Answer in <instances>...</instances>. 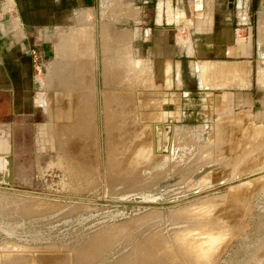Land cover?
Here are the masks:
<instances>
[{
    "label": "rangeland",
    "instance_id": "rangeland-1",
    "mask_svg": "<svg viewBox=\"0 0 264 264\" xmlns=\"http://www.w3.org/2000/svg\"><path fill=\"white\" fill-rule=\"evenodd\" d=\"M158 1L99 0L95 87L92 62L83 70L75 60L65 72L43 59L38 103L0 124V135L9 133V151L0 152L8 159L0 264H264V0H201L225 12L231 3L233 16L242 4L240 17L250 15V1L258 6L252 29L238 37L254 52L249 85L232 86L251 98L201 93L182 112L171 102L168 110L174 97L129 84L133 68L144 80L138 27ZM103 57H119L120 72ZM207 66L199 68L212 76Z\"/></svg>",
    "mask_w": 264,
    "mask_h": 264
},
{
    "label": "crops",
    "instance_id": "crops-1",
    "mask_svg": "<svg viewBox=\"0 0 264 264\" xmlns=\"http://www.w3.org/2000/svg\"><path fill=\"white\" fill-rule=\"evenodd\" d=\"M250 2L248 22L246 21L248 17L245 15L240 17L241 13L238 9L242 8V4L235 6L237 11L233 16L230 12L233 7L231 3H228L227 12L219 11L217 6L201 0L192 1V5L188 4L185 7L182 1L178 0H175V3L174 0H160L154 3L153 7L144 11L143 24L138 27L140 31L143 29L144 45L140 46V49L144 51H141L142 56H139L138 61L144 67L142 72L144 80L140 76L137 80L133 68V76L129 77L130 86L133 85L132 87L135 88L138 85L150 89V93L174 97L167 99V108L171 102L174 110L180 112L185 104H193L189 97L201 93L206 97L209 96L210 99L212 95L221 97L225 93L235 101L240 100L241 95L244 94L239 92L238 98L232 86L243 83L246 87L236 85L234 87L240 90L246 89L250 81L253 62L251 54L253 55L254 52L250 54L251 49L245 50L247 43L238 42L242 29L246 31L252 29L253 26L249 23L252 24L253 14L258 11V6L255 7L253 2ZM98 4L99 0H5L3 2L0 7L1 125L6 123L4 124L6 126L14 115L22 117L23 113H30L31 111L23 110L24 105L38 103L37 77L31 50L38 51L47 64L51 61L53 63L59 61V66L62 65L65 72L67 66L74 65L75 68V60H80L79 68L83 70L88 67L89 62H92V67L96 62L98 63L95 47L96 27L101 22L99 36L103 38L101 26L104 25L103 15L98 13ZM189 8H193L195 14L193 12L189 14ZM240 18L243 20L242 23L236 21ZM129 23L136 24V20ZM238 24L246 27L238 28L239 35L236 36L235 26ZM136 31L137 27H134L132 38L134 47L131 53L134 59L137 53ZM106 38L119 41V37L112 36L109 31ZM103 46L104 43L102 48ZM117 53L125 55L121 50ZM122 56L120 59L124 58ZM106 58L103 57V66L110 64L115 69L119 68V57L111 63ZM201 63L209 65L206 68L212 76L200 70ZM220 65L238 67L239 70L236 72L235 69L226 68L224 73L220 74L217 70ZM120 69L117 71L120 72ZM131 71L132 69L129 68V75ZM81 74H85L84 77L87 78L85 71ZM90 74H92L90 87H95V67ZM70 76L72 79V75L69 74V78ZM114 81L119 82V76L113 75L112 83ZM115 85L118 83L108 87ZM227 87L230 90H227ZM249 95L251 96V93L248 92L244 95V98H248L246 103L250 102ZM176 102L179 103V108ZM168 110L173 109L168 108ZM8 135L7 132L4 137L9 139Z\"/></svg>",
    "mask_w": 264,
    "mask_h": 264
},
{
    "label": "bare ground",
    "instance_id": "bare-ground-1",
    "mask_svg": "<svg viewBox=\"0 0 264 264\" xmlns=\"http://www.w3.org/2000/svg\"><path fill=\"white\" fill-rule=\"evenodd\" d=\"M226 68H228V69H235V71L236 72H238V70H239V68L238 67H229V66H222V65H220L219 67H218V69L217 70H219L220 71V73H224V71L226 70ZM66 109V108H65ZM59 110H64V109H59ZM62 112V111H61ZM60 113V112H59ZM58 113V114H59ZM62 116H64V115H62ZM81 135H83L84 137L85 136H87L86 135V133H84V134H81ZM249 137V136H248ZM0 138H1V136H0ZM78 138V137H77ZM6 143V142H5ZM5 143H4V141H2L1 139H0V152L1 153H8V151H9V141L6 143L7 145H5ZM70 149V148H69ZM71 150V149H70ZM8 162V159H7V157L5 156H0V168H2L4 165H6V163ZM5 171V170H4ZM1 173V172H0ZM2 174H3V172H2ZM8 179V178H7ZM233 201V200H232ZM183 240V237H182V239H181V241ZM204 244V243H203ZM199 248V247H198ZM198 248H196V249H198ZM200 248H201V246H200ZM203 248H204V246H203ZM204 249H206V248H204ZM203 249V250H204ZM198 250H200V249H198ZM214 252V251H213ZM203 253H205V252H203ZM205 255H207V254H205ZM210 257V256H209ZM190 258V257H189ZM194 259H195V257H193ZM83 259V258H82ZM193 259V260H194ZM85 260V259H84ZM195 261V260H194ZM59 264H61V263H59Z\"/></svg>",
    "mask_w": 264,
    "mask_h": 264
},
{
    "label": "built area",
    "instance_id": "built-area-1",
    "mask_svg": "<svg viewBox=\"0 0 264 264\" xmlns=\"http://www.w3.org/2000/svg\"><path fill=\"white\" fill-rule=\"evenodd\" d=\"M5 0H0V7L2 6L3 2ZM238 28H236L235 30V35L238 36ZM239 37V36H238ZM31 56H32V59H33V62L35 64V69H37L38 72L41 71V61H42V58L39 54L38 51H36L35 49L31 50Z\"/></svg>",
    "mask_w": 264,
    "mask_h": 264
},
{
    "label": "flooded vegetation",
    "instance_id": "flooded-vegetation-1",
    "mask_svg": "<svg viewBox=\"0 0 264 264\" xmlns=\"http://www.w3.org/2000/svg\"><path fill=\"white\" fill-rule=\"evenodd\" d=\"M47 114L49 115L48 112H47ZM69 115H71V114H69ZM49 116L51 117L50 119H54L52 115H49ZM70 117H71V116H70ZM48 123H50V120H49V122H47V123L45 124V126H46ZM45 126H44V127H45ZM0 136H1V135H0ZM0 139H1L2 141H4V143H5V142L7 143V142L9 141V139H7V138L4 137V136H1ZM6 143H5V145H7ZM52 144H53V147H54V142H53Z\"/></svg>",
    "mask_w": 264,
    "mask_h": 264
}]
</instances>
